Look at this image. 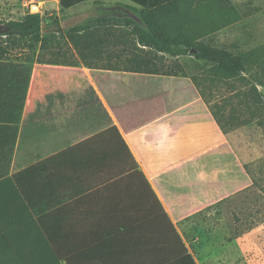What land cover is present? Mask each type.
Segmentation results:
<instances>
[{"label": "crops", "instance_id": "0c3cea01", "mask_svg": "<svg viewBox=\"0 0 264 264\" xmlns=\"http://www.w3.org/2000/svg\"><path fill=\"white\" fill-rule=\"evenodd\" d=\"M25 1L42 5L46 18L53 17L48 16V13L56 12L63 30L61 15L65 13L69 15L65 21L73 22V27L99 17H135L130 8L136 7L126 0H104L100 4L89 2L62 11L61 0H0V9L4 11V7L8 6L10 10L25 12ZM0 19L7 22L13 20L12 16L9 19L1 18V12ZM43 28L44 33H55L49 20L43 24ZM119 51L121 49L111 48L104 55ZM38 65L69 71L66 81L56 82L54 79L50 83L60 85L63 92L67 90L71 97H78L79 102L72 110L64 109L55 113L47 109L54 117L52 120L46 118V112L43 111L45 105H54L62 96L54 103L48 102L44 97L47 86L42 79L44 75L40 67L33 68L10 170V178L17 188L24 190L31 184L27 182L24 172L31 163L24 139L25 125L31 123L30 136L42 142L48 137L50 129L53 134L56 133L55 120L58 117L63 118L64 128L68 121H81L83 124L77 125L72 131L63 130V133L69 134L70 145L60 148L73 150L71 147L81 139L85 145L94 142L104 146L107 175L98 186L123 176L124 172H143L196 264H264V222L234 241L245 253H249L243 260L206 256L203 255L205 252L195 254L191 243L198 245V238L191 237V242L187 239L191 234L188 221L200 213L254 188L264 195V182L260 174L250 172L247 167L260 157L254 156L251 148L240 147L233 138L235 134H231L234 130L223 132L190 78L89 69L82 65L88 71L83 73V81L91 85V90L78 94L74 92L71 74L80 71L79 66ZM151 82H158L161 86L160 95L152 102L133 94L132 84ZM118 90H127L139 104H124ZM31 95L39 109L35 114L39 118L34 120H31L34 116L30 115L33 103ZM38 120H43L45 126V132L40 137L34 134L32 128V122ZM113 146L121 150L116 151ZM124 149L133 155L134 161L127 166H118L129 168L111 175L117 167L107 166L109 154ZM2 167L4 165L0 163ZM23 198L32 220L25 212L19 213L22 217L14 236L18 237L27 262L18 257L8 241L0 235V241L6 246L4 251H0V264H152L150 255L134 258L121 247L125 236L116 226L113 217L115 211L109 208V201L115 197L84 195ZM148 239L150 241V237ZM165 263L189 264L183 258Z\"/></svg>", "mask_w": 264, "mask_h": 264}, {"label": "trees", "instance_id": "16d2710c", "mask_svg": "<svg viewBox=\"0 0 264 264\" xmlns=\"http://www.w3.org/2000/svg\"><path fill=\"white\" fill-rule=\"evenodd\" d=\"M102 1L61 0V9L67 11L85 3L100 4ZM126 1L136 6L130 8L135 17H99L66 31L60 27L57 17L46 18L27 13L20 21L0 19V42L3 44H0V163L4 165L0 168V235L25 262L27 257L14 234L22 217L19 213L25 212L30 219L31 214L23 198L27 193L24 194L25 189L17 188L10 178V170L35 63L83 65L89 69L190 78L224 133L235 128L230 125L228 129L220 116L224 114L222 107L219 103H213V85L239 82L248 94L258 95L255 85H244L250 82L247 74L258 67L263 76L257 72L252 75L258 85L264 88V59L253 53L235 54L205 42L206 38L242 21L243 14L232 0ZM47 20L55 33H44L43 24ZM55 34L65 38L72 50L64 53L54 51L51 44ZM9 47L18 51L17 56L8 51ZM111 48L121 51L104 55ZM53 56H63L64 59L55 60ZM186 57H194L208 65L209 72L206 75H188L182 67L178 70L161 67L164 58L178 60ZM130 87L135 96L146 101L152 102L160 95L161 86L158 82L132 84ZM221 101L223 104L228 103L231 98ZM224 119L235 120L232 116H225ZM32 128L37 137L45 132L43 120L32 122ZM126 168L117 167L111 175ZM122 190H132L130 196L134 198L115 197L112 200L115 223L125 236L121 247L134 258L150 255L152 264H174L165 262L178 258L196 264L143 172L132 171L86 196H113L116 191H120L118 194L121 195Z\"/></svg>", "mask_w": 264, "mask_h": 264}, {"label": "rangeland", "instance_id": "374dc122", "mask_svg": "<svg viewBox=\"0 0 264 264\" xmlns=\"http://www.w3.org/2000/svg\"><path fill=\"white\" fill-rule=\"evenodd\" d=\"M232 2L242 12V21L212 37L206 38L205 42L215 47L228 49L235 54L253 53L260 57V59H264V0H232ZM7 9H9L8 6L4 7V11L0 9L1 18L9 19L12 16L13 20L20 21L29 13L26 6L24 7L25 12H17L16 10L10 9L7 12ZM44 15V13L41 14V16ZM47 15L53 16V18L60 17L56 12H50ZM61 18L64 20L65 31L74 24L70 20L65 21L69 18L68 13L61 15ZM54 36L56 37L51 44L54 51L59 50L64 53L72 50L70 44L67 46V40L65 38L59 37L57 34ZM8 51L13 56H17L18 54V51L13 47H9ZM52 58L55 60L64 59L63 56H53ZM163 66L169 70H178L182 67L188 75H206L210 70L208 65L196 60L194 57L180 58L178 60L164 58L161 67ZM39 67L40 65L36 64L33 68ZM79 67L81 68L80 71H76L74 74L72 73L71 77L72 80L74 79V92L84 94L91 90V85L83 81V73L88 71L82 65ZM40 70L44 75L42 79L47 83L44 89V97L48 102L54 103L62 96L54 105H45L43 111L44 113L46 112V118L52 120L54 115L47 109H51L55 113L62 112L64 109L72 110L78 104L79 99H77L78 97H71L67 90L63 92V88L60 85L50 83L54 79H56V82L66 81L69 71L48 68L46 66H41ZM256 72L260 76H263L261 68L254 67L247 74L250 82H245L244 85L248 83L255 85L258 90V95L248 94V91H244L243 84L239 82H233L232 84L215 83L212 88V100L214 104L219 103V106L222 107L221 111L224 114L219 110L221 113L220 116H222L228 129L230 125L234 126V132H231V134H235L233 138L239 142L240 147L245 149L251 148L253 155L260 157V159L248 164L247 167L254 174L258 172L264 182V88L260 87L253 78L252 74ZM118 92L119 98L124 104L127 102L134 105L139 104V102L130 97L127 90H118ZM254 97L256 99H253ZM224 98H231V101L224 103L227 104L226 106L221 101ZM31 100L33 103L31 105L30 115L34 116L31 118V120H34L39 118L38 115L35 117L39 109L33 95H31ZM81 104L84 105L82 102ZM224 115L227 118L228 116H232L235 120L226 121ZM55 121L56 133L53 134L50 129L48 137L42 142L35 136H30L31 123L24 127V139L29 150L27 156L31 162L24 169L28 179L27 182L31 183L23 191L24 194L27 193L26 196H84L109 183L108 181L98 186L102 180L104 181L107 175L106 167L104 168L106 158L104 151L106 148L94 142L85 145L83 139L71 147L73 150L67 151L69 149L60 148L61 146L68 147L70 145L68 143L69 134H66V132L63 133V130L66 131L67 129L70 132L77 125L81 126L83 122L68 121L65 124V129L63 118L58 117ZM113 149L116 151L121 150L117 146H113ZM52 151L55 152L51 153ZM133 161V155L124 149L119 153H110L107 166L109 168L120 165L127 166ZM51 163H54L52 167L50 166ZM44 171L46 172L44 173ZM127 173L124 172L123 176ZM118 192L120 191H116L113 197H124L128 200L134 198V196H130L132 190H122V196ZM112 203L113 201L110 200V209L113 208ZM188 222L191 229V234L189 233L190 237L188 236L187 238L188 241H192L191 237L198 238V245L191 243V248L195 254L199 255L205 252L203 255L206 256L236 257L237 260H243L249 253H245L241 246L234 243V241L255 226L264 222V195L258 188H254L246 194L234 197L215 207L207 209ZM5 247L3 241H0L1 252L4 251Z\"/></svg>", "mask_w": 264, "mask_h": 264}, {"label": "built area", "instance_id": "2783aa9c", "mask_svg": "<svg viewBox=\"0 0 264 264\" xmlns=\"http://www.w3.org/2000/svg\"><path fill=\"white\" fill-rule=\"evenodd\" d=\"M25 6L28 8L30 14H43V6L37 2L25 1Z\"/></svg>", "mask_w": 264, "mask_h": 264}]
</instances>
